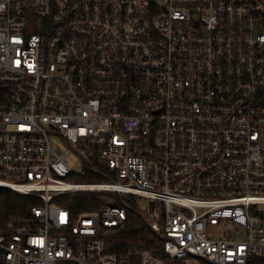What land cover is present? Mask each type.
<instances>
[{"label": "built area", "instance_id": "built-area-1", "mask_svg": "<svg viewBox=\"0 0 264 264\" xmlns=\"http://www.w3.org/2000/svg\"><path fill=\"white\" fill-rule=\"evenodd\" d=\"M0 189L39 201L0 216V264H121L130 209L140 264H264V0H0ZM79 191L116 197L53 200Z\"/></svg>", "mask_w": 264, "mask_h": 264}, {"label": "trees", "instance_id": "trees-1", "mask_svg": "<svg viewBox=\"0 0 264 264\" xmlns=\"http://www.w3.org/2000/svg\"><path fill=\"white\" fill-rule=\"evenodd\" d=\"M68 181L83 183H101L104 178L95 175L86 169L83 175H71ZM102 192H73L71 194L55 197L53 200L61 207L66 208L72 216L85 211L98 210L105 202ZM39 201L35 198L17 194L13 191L0 189V216L6 218L9 215H22ZM128 220L123 227L111 230L104 236L105 250L107 253L117 256L121 264H140V258L136 251L160 247L159 240L144 224V217L135 209L127 211ZM157 251V250H156Z\"/></svg>", "mask_w": 264, "mask_h": 264}, {"label": "rangeland", "instance_id": "rangeland-1", "mask_svg": "<svg viewBox=\"0 0 264 264\" xmlns=\"http://www.w3.org/2000/svg\"><path fill=\"white\" fill-rule=\"evenodd\" d=\"M52 140H53V144L56 145L64 154V156L66 158V163L68 164L70 169L74 173H80V171L83 169V164L80 161V159L77 157V155L59 139L53 137ZM105 197H107L108 199H113L116 197V195L107 193L105 195ZM136 204L138 206H146L147 205V203L141 199H137Z\"/></svg>", "mask_w": 264, "mask_h": 264}]
</instances>
